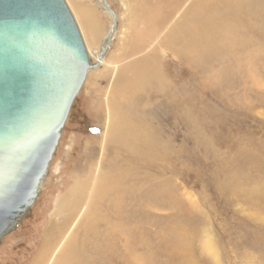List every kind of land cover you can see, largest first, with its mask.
Here are the masks:
<instances>
[{
  "label": "rangeland",
  "instance_id": "1",
  "mask_svg": "<svg viewBox=\"0 0 264 264\" xmlns=\"http://www.w3.org/2000/svg\"><path fill=\"white\" fill-rule=\"evenodd\" d=\"M65 1L79 30L76 9L95 15L99 38L84 43L99 49L112 25L102 1ZM106 1L117 19L110 48L74 99L36 202L2 240L0 264H76L78 248L81 264H264V32L256 27L257 19L264 21V0H257L262 18L249 20L247 48L186 56L167 41L180 10L163 27L148 28L144 51L134 42L145 29L140 11H160L170 0ZM145 56L170 83L172 106L152 101L155 89L145 88L120 109L151 119L168 145L167 157L126 163L138 167L127 176H136V190L126 193L119 213L109 214L103 198L92 209L94 219L87 213L99 173L114 174L113 163L129 158L104 143L107 95L112 82L130 76ZM175 105L185 114L178 116Z\"/></svg>",
  "mask_w": 264,
  "mask_h": 264
},
{
  "label": "water",
  "instance_id": "2",
  "mask_svg": "<svg viewBox=\"0 0 264 264\" xmlns=\"http://www.w3.org/2000/svg\"><path fill=\"white\" fill-rule=\"evenodd\" d=\"M103 55L90 60L65 0H0V244L36 202L74 99Z\"/></svg>",
  "mask_w": 264,
  "mask_h": 264
},
{
  "label": "bare ground",
  "instance_id": "3",
  "mask_svg": "<svg viewBox=\"0 0 264 264\" xmlns=\"http://www.w3.org/2000/svg\"><path fill=\"white\" fill-rule=\"evenodd\" d=\"M169 2L170 3L167 5V7L165 6V8L160 11L153 12L152 10L153 14H151L152 12H150L148 9H142L140 11L138 22L141 23L145 29L140 31L135 36L134 42H139L140 45L137 46L141 50H143V48L145 49V47L147 48L146 45L149 38L148 35L150 34L149 31L158 26L163 27L168 19L173 16L172 14H174V12H179V10V18L182 16L181 20L175 24L174 27H171L172 29L167 36L168 43L173 46V49H175L174 51H176V53L184 54V56H186L187 53L196 55L198 53L201 54L203 51L208 53L211 51L220 52L224 49L226 50V48L234 46L238 47V45H243L242 48H244L246 44L251 42L253 39H250L248 34V29L250 28L248 23L250 18H252L254 15H259L260 17L263 13V8L260 5V1L257 0H170ZM186 3L187 5L185 6ZM103 9L105 10L104 6ZM76 12L78 19L81 21L80 30L85 43H96L99 38V28L97 27L98 25L95 15L88 8L76 9ZM240 17L243 18V22H238ZM262 22H264L262 19H257L256 27H259V33L264 32V28H261L263 25ZM111 26L113 28L114 25ZM115 28L112 29V33L115 31ZM106 37L107 35H105L104 39ZM102 46L103 44L99 46V49L94 51H92L90 47L86 46L90 60L92 62V57L94 59L97 57L99 58L101 54L106 53V51L102 52ZM132 46L131 48H134L136 44H134V47ZM138 51L139 49L137 52ZM102 58L100 60H102ZM156 67L155 59L149 57L146 59L145 56V60L141 62V65H139L138 68L131 67L132 72L130 76H123L119 80L115 79V81H117L115 84L112 82V87L114 88L112 91L109 90L110 94L107 95L108 99L106 100L105 110L107 111L108 116L105 112L103 113L105 117L104 124L106 127L104 132V143L106 142L108 144H113L115 145V148L116 146L120 147V149H122L129 158L126 160L125 157L123 158L124 165L123 162L122 165H114L115 162L113 163L112 167L116 169L114 174H105L102 172L99 173L97 183L94 186L92 192V201L90 204L91 210L87 213H90L89 215L92 216L94 214V219H96L98 215L97 213H93L94 211L92 209H96L103 198L106 197L110 204L109 206L113 208L111 209L109 206L106 208L107 210H110L109 214L117 212L119 213L122 207V201L125 199V197H128L132 188L135 189V185L137 183L136 176L133 175V173L131 174L134 176L132 179H128L127 176L129 175L130 169H132L135 174V171L138 167H130V165H127L126 163L129 164L132 160L139 162L144 159H147L148 163L149 161H154L157 158L156 155L160 157L161 154L165 155V158L167 157L168 145L166 141L162 140V135H160L159 131L156 130V127L153 126L151 119L150 121H141L138 117L132 114L130 115L126 111H122L120 109V106L126 102H133L136 101V99H140L141 97H139V95L145 90V88L155 89L154 94L150 93L152 101H156V98H160L161 106H172L170 102V97L172 95L171 85L167 78L161 74L159 70L156 71ZM92 70L93 69L89 70L88 74L91 73ZM147 102L151 103L148 98ZM175 107L176 105L174 108ZM176 108L175 111L178 116L185 114L183 107ZM115 153L117 156L114 158L116 160L120 159V154L117 152ZM144 163L146 165V162ZM126 193L128 195H126ZM110 201L112 203H110ZM116 206L117 208L114 210ZM121 224L122 223H118L119 231H121ZM209 245L210 243L207 244V246ZM69 258L71 259V257ZM74 259H78L76 264H81L83 262L79 248L78 253L74 255ZM63 261H65V259ZM90 262L91 259L85 261V264H90Z\"/></svg>",
  "mask_w": 264,
  "mask_h": 264
}]
</instances>
